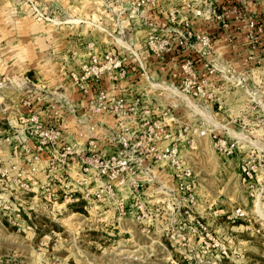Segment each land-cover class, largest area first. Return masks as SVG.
<instances>
[{"label": "built area", "instance_id": "1", "mask_svg": "<svg viewBox=\"0 0 264 264\" xmlns=\"http://www.w3.org/2000/svg\"><path fill=\"white\" fill-rule=\"evenodd\" d=\"M255 3L264 5V0H185L165 11L158 8V0H137L133 10L149 6L163 18L147 23L150 31L143 43L131 45L137 53L118 44L100 52L89 42L86 60L66 76L73 91L42 89L27 95V90L22 103L26 111L13 123L6 119L9 130L3 139L7 148L5 158L0 157V176L7 188L9 145V155L23 167L13 168L17 188L24 194L47 192L55 207L82 206L91 216L111 215L115 223L129 217L149 220L155 212L145 207L144 189L163 186L159 171H165L176 186L170 192L183 196L173 210L189 216L196 205L195 181L180 152L185 145L195 148V138L188 137L191 125L171 112L182 103L172 104L152 88L155 81L146 59L162 62L172 56L182 73L178 87L156 83L178 89L207 111H213V104L222 111L226 90H243L238 123L222 124L218 133L201 126L196 137L212 135L219 151L242 153L241 183L252 191L259 186L256 189L264 193V11L253 13ZM200 24L214 26L230 42L238 40V61L217 55L214 38L207 28L197 29ZM239 61L244 71L236 68ZM135 73L149 90L129 82ZM6 86L3 78L0 91ZM244 215L241 208L234 212V218ZM197 225L205 230L203 223ZM221 253L226 255L224 247Z\"/></svg>", "mask_w": 264, "mask_h": 264}, {"label": "rangeland", "instance_id": "2", "mask_svg": "<svg viewBox=\"0 0 264 264\" xmlns=\"http://www.w3.org/2000/svg\"><path fill=\"white\" fill-rule=\"evenodd\" d=\"M80 5L70 9L68 0H0V81L5 78L7 82V88L0 91V157L5 158L7 148L3 143L9 130L6 119L13 123L26 111L22 103L27 90L31 91L27 95L42 89L72 90L65 78L78 69L72 52H84L85 41L93 42L100 52L116 47V42L130 49L119 38L123 35H107L85 23L89 21L79 17ZM70 10L80 23H67ZM86 28L92 31L86 33ZM233 60L238 61H228ZM235 64L244 71L242 62ZM153 81L170 83L156 77ZM162 83L151 84L152 88L157 85L159 96L172 95V103H184L164 91L169 87ZM137 85L149 90L143 79ZM242 91L226 90L221 112L216 104L212 114L204 111L185 94L193 108L179 106L186 110L183 115L179 107L171 109L191 125L188 137L195 138V148L185 145L180 152L195 181L196 205L189 216L173 210L183 196L170 192L175 183L165 171L160 177L163 186L144 189L145 207L155 212L149 220L129 217L115 223L111 215L91 216L82 206L55 207L48 202L47 192L24 194L17 188L19 177L13 168L18 164L9 155L8 145V188L0 176V264H264V193L256 189L259 186L252 191L241 183L242 153L219 151L212 135L196 137L200 127L206 126L198 116L214 123L216 129L233 120L238 123V109L244 105ZM237 208L244 217L234 218Z\"/></svg>", "mask_w": 264, "mask_h": 264}, {"label": "crops", "instance_id": "3", "mask_svg": "<svg viewBox=\"0 0 264 264\" xmlns=\"http://www.w3.org/2000/svg\"><path fill=\"white\" fill-rule=\"evenodd\" d=\"M61 1L64 2V0H58V2ZM136 1L137 0H68L70 9L71 7L75 6V4H81L78 9V12H80L79 17L89 21H86L85 23L89 24L92 27L100 29L107 35H123L124 41H126L130 46H134L135 48L139 47L143 43V38L150 31V26L147 23L152 21L158 22V20H163L161 15H157V9H152L149 6L141 7L137 11L133 10L132 5ZM183 1L185 0H158V8H160L161 10L168 11L172 7L181 5ZM108 3L112 4V6L109 8L105 6V4ZM250 10L253 13L260 14L262 11H264V5L261 3H255L250 7ZM4 15H6V13ZM74 16V12L70 10L68 17L71 18L72 21H68V24L80 23V20L78 18H73ZM196 27L199 30H205L206 28L209 30L211 36L215 40L214 43L217 55L223 54L225 58L227 56L228 60L230 59L231 61V59H234L236 57L235 53L240 52L242 50V48L239 46L238 40L230 42L228 36L218 33L214 26L207 27L201 26L200 24ZM88 31L92 30L86 28L85 32L87 33ZM85 44L86 46H84V52H72L73 54H75V57L72 59L75 63H78L77 66H79V64L82 63L85 58H87L85 50L88 51V42L85 41ZM72 50H75V48H73ZM66 58L67 57H64L63 60H65ZM219 58L220 57L218 56V59ZM146 59L149 64V69L151 70L150 73L153 77L164 80L166 79L172 84L180 83L182 73L179 66L174 63V57L168 56L166 60L162 62L156 61L154 58L148 56H146ZM237 67L238 66H236V68ZM137 79H139V77L138 74L135 73L129 79V82L139 84L141 80L138 81ZM129 82H125L124 85H127ZM228 97L231 98L230 96ZM73 98L78 99L76 95H74ZM224 99L225 97H223V100ZM230 105H234L235 107V101H232ZM177 111L180 112L181 115H183L184 111L186 110L184 108H179ZM163 172L164 171H159V175L161 178L163 177Z\"/></svg>", "mask_w": 264, "mask_h": 264}, {"label": "bare ground", "instance_id": "4", "mask_svg": "<svg viewBox=\"0 0 264 264\" xmlns=\"http://www.w3.org/2000/svg\"><path fill=\"white\" fill-rule=\"evenodd\" d=\"M106 32V31H105ZM109 35H111V34H109ZM119 38H121V39H123L122 37H119ZM124 40V39H123ZM116 42V41H115ZM116 44H118V45H120V46H122L123 48H125V49H127L126 47H124L123 45H121L120 43H117L116 42ZM128 51H130V52H133V50L134 49H132V47L130 46V49H127ZM135 51V50H134ZM134 54L135 53H137L136 51L135 52H133ZM133 54V57L135 58V55ZM153 83H156V82H153ZM158 84V83H157ZM159 84H161V83H159ZM164 85H166V84H164ZM153 86H155L156 88H157V85H153ZM168 86V85H167ZM154 87V88H155ZM169 88H167V87H165L164 86V88H167V90H164V91H167V92H169V93H171V94H174V95H176V96H178V98L180 99V100H182L184 103H182V105L184 106V108H186V106L185 105H187L188 107H192L193 108V104L189 101V99H187L186 98V96L187 97H189V98H191L190 96H188V95H184V93H181V91L179 92V90L178 89H176V88H174V87H170V86H168ZM159 89H160V87H158ZM171 88V89H170ZM174 89H176V90H174ZM159 91V90H158ZM168 96V98H169V101L171 102L172 101V99H174L175 97L174 96H172V95H167ZM165 98H166V96H165ZM178 99V100H179ZM192 99V98H191ZM193 100V99H192ZM194 101V100H193ZM194 102H196V101H194ZM172 103V102H171ZM172 104H174V103H172ZM176 104H178V103H176ZM182 105H178V106H182ZM196 105L200 108V109H202V110H204V111H207V110H205V109H203V108H201L197 103H196ZM179 107V108H180ZM178 108V109H179ZM191 108V109H192ZM209 111V110H208ZM210 113H211V111H209ZM193 113V112H192ZM212 114V113H211ZM196 116V115H195ZM199 118H202V117H200V116H198ZM204 121H205V124H206V126L207 127H209V128H212V130L214 131V132H216V133H218L219 131H221L223 128V126H222V124L220 125L221 126V128L220 129H216L215 127H214V123H209L206 119H204V118H202ZM210 120V119H209ZM216 120V119H215ZM217 121V120H216ZM219 122V121H218ZM228 133H231V134H233V135H236V136H238V137H240V135H237V134H235L234 132H232L231 130H229V131H227Z\"/></svg>", "mask_w": 264, "mask_h": 264}]
</instances>
